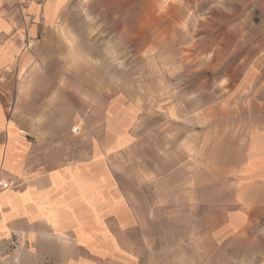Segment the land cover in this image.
Returning a JSON list of instances; mask_svg holds the SVG:
<instances>
[{
	"label": "crops",
	"instance_id": "obj_1",
	"mask_svg": "<svg viewBox=\"0 0 264 264\" xmlns=\"http://www.w3.org/2000/svg\"><path fill=\"white\" fill-rule=\"evenodd\" d=\"M224 2L199 27L222 96L194 112L171 105L159 117L134 118L130 106L111 125L90 113L95 83L80 70L88 57L77 53V73L63 77L21 60L20 77L5 80L0 95V264H87L88 242L105 234L107 216L137 224L121 211L148 202L138 196L147 186L161 194L176 186L224 210L227 243L264 262V0ZM166 12L174 19L189 11ZM174 23L177 43H189L186 26ZM15 235L30 243L16 258L7 250Z\"/></svg>",
	"mask_w": 264,
	"mask_h": 264
},
{
	"label": "rangeland",
	"instance_id": "obj_2",
	"mask_svg": "<svg viewBox=\"0 0 264 264\" xmlns=\"http://www.w3.org/2000/svg\"><path fill=\"white\" fill-rule=\"evenodd\" d=\"M200 3L0 0V95L5 80L20 77L23 58L25 67L35 60L43 73L52 69V75L63 77L76 72L72 59L78 53L89 58V66L80 70L89 72L95 83L90 113L111 125L115 117H127L130 106L135 108L134 118L142 112L159 117L171 105H185L194 112L222 96L209 56L199 49L204 36L199 27L211 10H225L226 3ZM168 10L189 12L173 19L167 17ZM174 21L186 26L189 43H177L181 34ZM157 132L156 137L161 130ZM0 187L7 185L0 182ZM143 189L139 199L148 202H139L137 210L121 211L123 222L137 215V224L113 225L107 216L105 234L88 242L87 264H264L249 257L240 242L227 243L224 210L195 203L193 194L183 195L176 186L162 194L152 193L148 186ZM17 238L7 247L15 258L30 250L28 241ZM2 250L0 244V258Z\"/></svg>",
	"mask_w": 264,
	"mask_h": 264
}]
</instances>
